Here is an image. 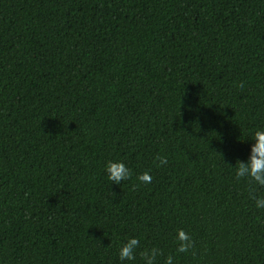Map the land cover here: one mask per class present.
I'll list each match as a JSON object with an SVG mask.
<instances>
[{
  "label": "trees",
  "instance_id": "obj_1",
  "mask_svg": "<svg viewBox=\"0 0 264 264\" xmlns=\"http://www.w3.org/2000/svg\"><path fill=\"white\" fill-rule=\"evenodd\" d=\"M261 127L264 0H0V264H264Z\"/></svg>",
  "mask_w": 264,
  "mask_h": 264
},
{
  "label": "clouds",
  "instance_id": "obj_2",
  "mask_svg": "<svg viewBox=\"0 0 264 264\" xmlns=\"http://www.w3.org/2000/svg\"><path fill=\"white\" fill-rule=\"evenodd\" d=\"M251 140L253 143L249 146L248 159L239 161L236 167V179L246 178L253 181L256 185L264 187V127L257 128L252 134ZM159 162L157 166L166 164L167 157H156ZM107 174V179L113 184H119L121 181L127 180L132 175V170L122 160H109L104 166ZM142 183H150L152 176L148 172H143L137 177ZM255 206L257 209H264V196L253 195ZM177 253H186L193 247L191 235L184 229H177L176 232ZM140 246V241L136 237H129L123 242L119 248V259L121 262L134 261L137 256V250ZM162 251L158 247H152L140 252L139 255L143 264H155L158 256ZM164 264H174V258L169 255L165 258Z\"/></svg>",
  "mask_w": 264,
  "mask_h": 264
}]
</instances>
